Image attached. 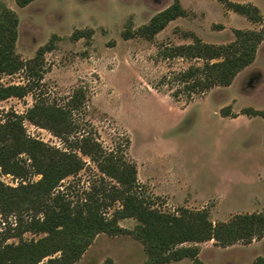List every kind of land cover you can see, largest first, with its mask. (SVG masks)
Segmentation results:
<instances>
[{"label": "rangeland", "instance_id": "1", "mask_svg": "<svg viewBox=\"0 0 264 264\" xmlns=\"http://www.w3.org/2000/svg\"><path fill=\"white\" fill-rule=\"evenodd\" d=\"M174 0H34L19 6L16 0H0L19 17L16 52L32 58L38 48L57 35L55 48L45 53L41 87L23 98L0 102V121L7 112L25 115L35 103V95L65 105L75 89L86 92L84 105L74 117L91 129L112 150L121 146L138 168L139 193L162 211L178 213L181 208H207L214 222L238 213L264 208V115H247L246 108L264 111V40L252 64L240 71L228 86H216L188 101L173 91L176 82L163 81L172 71H182L202 60L169 58L165 46L186 44L194 33L208 43L234 40V29H259L261 23L227 9L218 0H180L187 11L161 30L153 40L137 35L125 39L127 28L136 30ZM252 2L264 16V0ZM93 28L91 38H71L76 29ZM21 70L2 74L4 84H25ZM228 107L229 115L221 109ZM27 133L45 143L66 148L50 129L23 120ZM129 140V142H127ZM86 166L67 177L60 188L71 197L84 195L102 174L97 165L78 151ZM33 172L24 177L5 174L0 179L11 187L35 181ZM108 178V177H107ZM108 210L111 215L114 208ZM24 219L29 212L22 211ZM16 224V214L0 210V231ZM121 227L135 229L138 220L125 217ZM23 238L41 234L25 231ZM9 242H18L12 237ZM193 243H185L190 245ZM205 264H257L264 259V237L250 243L239 241L219 246L214 240L198 243ZM143 264L147 251L131 232H100L74 264ZM163 264H192L188 257Z\"/></svg>", "mask_w": 264, "mask_h": 264}, {"label": "trees", "instance_id": "2", "mask_svg": "<svg viewBox=\"0 0 264 264\" xmlns=\"http://www.w3.org/2000/svg\"><path fill=\"white\" fill-rule=\"evenodd\" d=\"M32 1L16 0L21 7ZM218 1L262 26L259 29L235 28V38L229 43H208L194 33H185L193 38L192 42L165 46L163 53L166 57L202 60V64H193L162 77L163 81L179 84L173 91L177 99L184 96L190 101L195 95L204 94L216 86L230 85L240 71L254 62L264 40V16L259 6L252 2ZM186 15L181 1L174 0L136 30L125 29L123 36L129 39L140 35L153 40L170 21ZM18 25L16 11L1 4L0 102L11 97L23 98L29 92L34 94L35 89L41 87L45 53L55 48L58 39L53 35L32 58L24 60L16 52ZM93 33V28L76 29L71 38H91ZM21 70L26 72L27 83L2 82V74ZM34 97L35 103L25 115L7 112L0 121L2 172L15 177H24L30 172L40 175L39 179L16 187L6 185L0 179V210L5 215L16 214V224L0 231V264H74L100 232L112 235L131 232L142 241L147 251L143 264H163L186 257L192 260V264H205L199 257L198 243L214 240L217 245L226 247L264 237V208L214 222L207 208L192 210L184 207L178 213H172L154 207L139 193L137 165L126 157L122 147L104 149L94 132L82 127L74 117L86 98L82 87L75 89L65 105L48 101L40 95ZM243 113L264 115V111L253 108H246ZM221 114L229 115L228 107L222 108ZM25 118L50 129L67 147L52 146L30 136L23 123ZM78 151L88 156L102 174L84 195L75 198L60 186L67 177L78 174L86 166L87 161ZM117 203L119 206L108 215L109 208ZM23 209L29 212L28 219H24ZM125 217L138 220L135 229L120 226L119 220ZM25 231L41 236L27 240L22 236ZM12 237H18L19 241L9 242ZM111 262L107 259L103 264ZM257 264H264V259L258 257Z\"/></svg>", "mask_w": 264, "mask_h": 264}, {"label": "crops", "instance_id": "3", "mask_svg": "<svg viewBox=\"0 0 264 264\" xmlns=\"http://www.w3.org/2000/svg\"><path fill=\"white\" fill-rule=\"evenodd\" d=\"M11 8V7H10Z\"/></svg>", "mask_w": 264, "mask_h": 264}]
</instances>
